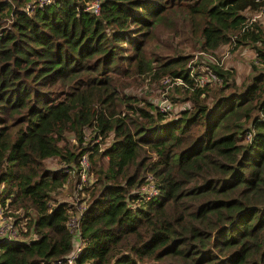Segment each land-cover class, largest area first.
<instances>
[{
  "label": "trees",
  "instance_id": "1",
  "mask_svg": "<svg viewBox=\"0 0 264 264\" xmlns=\"http://www.w3.org/2000/svg\"><path fill=\"white\" fill-rule=\"evenodd\" d=\"M263 7L0 0V264H264Z\"/></svg>",
  "mask_w": 264,
  "mask_h": 264
},
{
  "label": "rangeland",
  "instance_id": "2",
  "mask_svg": "<svg viewBox=\"0 0 264 264\" xmlns=\"http://www.w3.org/2000/svg\"><path fill=\"white\" fill-rule=\"evenodd\" d=\"M255 18V16H254ZM259 21H264V17L260 16ZM215 57H213L214 59ZM254 54L253 52L248 48V47H237L236 49H232L231 46H225L221 48L217 53H216V58L218 64L223 68L227 70H233L235 74V80L237 84H240L247 76L250 74V62L253 60ZM202 60H205L204 57ZM201 65L199 68H203ZM170 88V87H166ZM135 92L139 94V90L135 89ZM157 92L155 91L152 96H155ZM163 95L160 93L159 97H153L151 101L153 103H156L160 100H162ZM151 98V97H150ZM183 106H175L171 107V112L172 115L178 112L179 108ZM77 197L73 193L71 196L66 194V191L64 190L63 195L60 197V201L67 202L70 205H75L77 202Z\"/></svg>",
  "mask_w": 264,
  "mask_h": 264
},
{
  "label": "built area",
  "instance_id": "3",
  "mask_svg": "<svg viewBox=\"0 0 264 264\" xmlns=\"http://www.w3.org/2000/svg\"><path fill=\"white\" fill-rule=\"evenodd\" d=\"M47 2H48V0H39V5L45 4ZM85 10L88 11V12H91L93 15H97L98 12H99V2L98 1H93V2L89 3L86 6ZM254 16H255L254 19H259L260 16L264 17V7L258 13H256ZM211 80L212 79L209 76L204 75L203 77H201L197 81V85L199 87H201L204 84H207V83L211 82ZM163 84L164 85L170 84L168 86H171L173 84L174 85H178V84H180V82H179V80L169 81L168 79H164ZM154 104L157 106V109H158V111L160 113H166V112H168L170 110V105L165 99H162V100H160V101H158V102H156ZM80 165H81V167L84 170L86 169L87 161H86L85 157H81ZM85 178H86L85 177V173L83 172L80 175V182L81 183H85ZM139 192L146 199L153 198L157 194V191L155 190L154 185L151 182L150 178L147 179V182L145 183L144 186H142L140 188ZM0 237L7 238V239L14 238L15 237V231L12 228V226L7 224V223H5V222L0 223ZM79 250H80V248L78 247V245L74 244L73 250H72L71 254L68 256V258L66 260L67 264H72L73 258L76 257V255L78 254Z\"/></svg>",
  "mask_w": 264,
  "mask_h": 264
}]
</instances>
